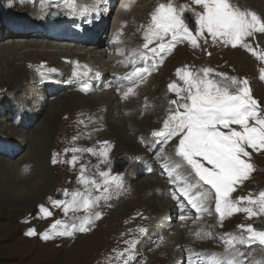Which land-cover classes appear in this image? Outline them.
Segmentation results:
<instances>
[{"label": "bare ground", "instance_id": "bare-ground-1", "mask_svg": "<svg viewBox=\"0 0 264 264\" xmlns=\"http://www.w3.org/2000/svg\"><path fill=\"white\" fill-rule=\"evenodd\" d=\"M31 1L32 0H23V1L14 0V2L22 3V6L30 5ZM94 1L95 0H43L38 6L35 5L34 7L31 8L27 7L28 8L27 13L29 14L28 17H30V19H32L33 22L30 25H26L25 28L39 27V25L36 23L37 19L41 17V13L43 12L47 16L46 11L48 9L57 12L60 11L62 8L80 9L86 5H89ZM145 1H143L142 4ZM246 1H248V3L246 4L247 6L257 9L264 16V0H246ZM9 3H10L9 0H0V11L6 9ZM118 3L119 6L117 7V11H115L113 14L114 18L112 24L115 27L125 22V19L129 20V18L132 15L141 12V9L138 8L132 14L124 13L122 12V10L124 9V5L127 3V0H119ZM9 9L11 8L9 7ZM24 17L27 18V16ZM128 29H129V25L127 27V31ZM124 36H127V34L124 33ZM2 40L3 41L6 40L7 42L2 43ZM0 43H1L0 70L2 71L1 74L3 75L1 77V80L9 83H12L13 81L16 82L15 84L13 83L15 86L12 89L10 90L8 89L5 93H0V135L5 136L8 139V142L14 147L18 148V150L20 151L15 157H10L4 154H0V209L1 210H4L6 208H11L16 210L26 209L27 211H29V209L32 208L33 206L38 205L37 203L41 201V198L43 196L47 195L46 192L49 189L52 180L51 178L53 177L51 176V173L55 168V167H51L50 166L51 164H49L50 158L52 159L55 154V152L54 153L49 152V146L51 145L50 143L51 136L55 134V130L57 127L56 124L58 122L57 119L59 118L58 116L60 111L64 109L66 110V107L69 105L75 104L79 108L81 107L84 109L79 111L77 110L76 112L77 114L75 115V117L72 118V120H70L71 124H69L66 127L67 130L64 131L63 134L58 136L60 138L58 142V144H60L58 150V156L59 159L64 162V164L71 165L72 156L73 155H76L78 157L80 156V159L82 160V162L79 163L80 167L83 165L85 172H87L86 170L88 169L89 172H92L91 159L97 156V154H93L92 152H87V151H77L74 153L71 151V149L92 148L97 150V143L101 133H98V131L97 132L94 131L99 127L100 128L98 130L100 132H102V130L106 131L109 128L108 135H103L102 137L103 139L114 140V138L117 137V142H115L117 144H114L112 146L114 149H116L114 157L116 156V158H118L120 155H123L125 153L138 154L146 151L141 147L142 145L140 141L137 139V136L138 135L144 136L146 133L145 129L147 127L149 128L153 127V124L155 123L154 122L155 119L157 121L161 119V118H157V113H158L157 111H159L158 109L162 107L163 100L166 97V94L163 91H161V94L160 92H158V87L153 91L150 90L153 81H150L148 85L147 82L150 80L152 76H150L149 80L146 83H144L145 86L138 92L137 99L123 104L119 99V95H117L116 93L115 86H113V84L110 83L108 80L110 69L113 66V62L111 60H107L106 58H104L103 55L104 53H106V51L104 50L105 44H102L101 42H98L97 45L93 47L92 46L76 47L64 41L57 42L55 40L52 41L45 39L40 36V33L38 34L22 33V32L13 33L11 31H7V28L4 25H2L0 26ZM33 55L39 57V59L56 61L58 66L63 69L65 75H71V69L72 71H75L77 73V78L75 83L79 84L78 92L73 91L72 90L73 88L71 86L67 87L69 91L65 90L58 93L50 92L48 90L49 87H43L38 85L37 73L35 71L31 72L28 69L29 70L28 73L30 74L27 75L24 69H22L20 66L17 67L14 65V62L16 61H20V62L31 61L32 63L31 58ZM185 55H186L185 49H178L176 54L168 60V62L165 65V68L161 71L160 75L166 74V77H169L167 79V85L175 82L174 79L170 77L174 69V67L172 66L174 65L176 66L181 63H183L184 66V64L186 63V61H184L185 60L184 58H186ZM227 56L234 64L246 65L248 66V68H250V66L254 67L255 60L252 54L246 48H244V52H242L239 49L229 50L227 52ZM4 64H5V68H4ZM25 74H26V78H25ZM20 75L22 76L23 81H26L25 83L22 80L19 81ZM88 81H90L91 83H95L96 92L88 93L83 90V84ZM157 94H159V100L155 98ZM146 95L147 96L150 95L149 100L147 98L143 99L144 97H146ZM180 95H183V93H181ZM177 99H178L177 94L172 92V100H177ZM61 103L63 105H66V107L63 106ZM20 106L31 107L33 111H35V116L34 118H25L23 120V126H21L20 129L17 130L14 127L15 123L13 122V119H15L14 117L16 114L15 108H18ZM102 106L106 107V111H104L103 109L99 110V108ZM91 111H97V112L86 124L85 120L87 118H90L89 114ZM42 114L44 116L42 117L43 119L41 120V122L38 123L36 126H34L32 130L28 131L31 122H33L37 117L41 116ZM24 126L25 128H23ZM13 133L16 134L13 136ZM65 134L67 135L62 138V136ZM100 142L104 144L103 140H100ZM169 144L170 142L168 141L166 147H168ZM25 149H26L25 154L16 160V158L19 157L20 154ZM66 149L69 151H66ZM168 149L172 151L173 148L169 147ZM172 154L175 155L174 152H172ZM262 154L263 153L253 152L251 162L257 157H261ZM125 158L127 159V156ZM131 163L132 161L130 158L126 163H124V167H128ZM93 169H95L94 170L95 172H92L91 174L93 175V177L90 175L92 178H98L100 177L101 172H106L105 165L101 162L95 164ZM111 174H113L112 171ZM138 181L130 180V183H132L131 186H132L133 195L135 196L139 192H144L145 194L144 195L141 194L138 199L137 198L135 199L134 196L129 198L127 197V199L118 203L115 209L113 208L112 202H110V200L107 201L104 200L99 205V207L95 209L100 211L102 213V216L99 220L95 221L94 225H92L91 227V230L86 232L87 235H83V233L76 232L73 236H71L70 240L66 236H54L52 239L49 240H44L42 238L44 240V244H45L44 246L46 247L50 244H53L59 248L69 243L70 244L75 243V247L78 248L79 252L77 251V253L74 254V256H72L71 254L72 256L71 260L73 261H75L74 259L79 260L78 256L83 252L82 254L83 259L81 258L82 259L81 261H83V263L82 262L81 263L89 264V261L87 263V256H88L87 251L92 250L90 249L92 247L95 248L97 245H100V243L105 240V236L108 237L109 240H111V244L109 245L110 247L106 248L107 250H110L111 247L113 246L116 247L117 245L124 243L125 235L128 233L130 229H132L134 225L133 221L128 222V220L131 218L130 214L132 213L129 211L133 209L143 210V208H141L142 207L141 204L146 203V205L148 206L146 210L151 209V211H149V214L150 212L152 213V215H150L151 231L153 232L152 240L156 241L157 239L158 241V239H163L161 243H167V246L165 247L164 250L165 252L169 253V258L173 257L176 254V258H177L176 264H183V262L180 263V259H182V257L184 256L182 251V246L192 244L189 243L191 241V237L187 232L188 226L184 224H179L175 220L176 211L169 197L167 196V187L156 175L150 176V178L147 177L145 179L141 177ZM22 186L27 188L26 190L28 193L27 196L21 194L20 187ZM133 187L136 189V192H134ZM49 195L50 194H48L46 197H48ZM121 205H123L124 207ZM49 210L52 212V218H50L49 224L46 227L45 231H48L50 233L52 232L51 225L56 220L63 221L65 218L73 217L71 223L73 222L79 223L80 218L88 214V212L82 209L83 210L82 213L74 214V212H72L71 210L67 215L63 216L59 214L60 210L58 209V207H55L54 205H50ZM41 214L39 215L38 212V218H41ZM168 222L170 226L169 228L167 226ZM198 222L199 221H197V224L194 225L195 226L194 230L202 227L201 224ZM227 222L228 221L223 223V225L218 229H212V236L215 237V235H220L223 233V231L229 232L230 236L235 234H244V233L232 232L229 229ZM101 224L102 225L105 224V229L102 228L99 229ZM78 234L80 236L79 237L77 236L78 238L74 239V237ZM81 238H83L84 240L78 242V240ZM36 239L35 237L33 239L31 238L30 241L33 242ZM219 239L224 240L225 238L220 236ZM201 242L202 241H200L196 245H202ZM156 243L157 242L154 241L148 242L147 240L143 243V245L140 246V251L149 250L150 248L155 246ZM243 245L245 244H242V246ZM202 249H206V248H202ZM66 250L68 251V249ZM220 251L225 253L222 250ZM90 253L91 254L89 255H92V252ZM98 255H100L102 258L103 251ZM152 256L155 259H158V256L156 254H153ZM261 257H262L261 254L257 253L252 257V259L258 260ZM38 260L39 259H37V262L39 263L40 260L39 261ZM68 262L69 261H64V262L62 261L61 264H68Z\"/></svg>", "mask_w": 264, "mask_h": 264}, {"label": "snow or ice", "instance_id": "snow-or-ice-1", "mask_svg": "<svg viewBox=\"0 0 264 264\" xmlns=\"http://www.w3.org/2000/svg\"><path fill=\"white\" fill-rule=\"evenodd\" d=\"M193 3L203 9L195 13V29L190 27L184 18L186 11L194 12L189 5L177 6L169 0L168 3L159 4L152 13V24L145 34V51L141 52L138 58L145 62V66L135 67L132 72L126 74L125 79L133 86L123 93L124 98L135 94L137 80L143 81L151 71L158 68L165 55L170 53L178 42L188 41L196 48L200 47L201 41L208 43L210 37L213 44L240 46L264 61V52L258 53L247 42L248 38L256 34H264V18L254 11L242 10L230 0H193ZM91 10L97 9L93 7ZM84 11L86 13L89 9L85 8ZM154 41L155 46H151ZM260 71V78L264 79V68ZM177 76L185 86L181 87L176 82L168 85L169 90L176 93L178 99L170 101L174 107L169 109L163 127L154 130L151 135L161 142L177 139L175 155L180 158V162L187 165L190 174L195 177L193 184L182 187L180 191L189 197L188 203L200 212L205 211L209 205L207 193L200 192L199 188L201 185L209 186L214 191L215 212L221 220L240 212H245L250 217L264 214V191L257 197L247 195L233 198V194L255 171L251 162L253 152L264 153V107L252 95L248 79H240L223 72L216 73L212 68H203L200 71L180 68L177 69ZM90 88V81L83 84L85 92ZM181 93L184 95H180ZM103 143L105 147L99 152L92 148H73L71 151H87L107 158L109 142ZM77 159L76 155L72 156L73 165ZM56 162L54 159L53 163ZM104 162L109 163L107 159ZM180 162L175 168L181 166ZM168 167L169 165L165 164V168ZM100 176L103 181L97 183L95 179L84 174V166H81L80 181L84 185L102 189V192L93 197L92 188L71 193L65 190L64 195L70 196L71 199L53 200V205L62 207L65 213L83 208L88 214L80 218L79 223L69 224L56 220L51 225L52 232L45 231L42 234L44 240L54 236L71 237L76 232L86 233L91 230L95 221L102 216L100 211L95 210L101 200L111 199L112 194H118L124 187L120 175H112L111 169L101 172ZM193 187L197 189V196L191 195ZM242 202H246L247 206L242 207ZM39 211L44 216L52 215L44 205L39 206ZM241 228L244 226L241 225ZM141 231L145 232L146 229ZM247 232V238H239L240 244L247 241L249 244L259 242L264 245V230H256L253 225H248ZM36 234L35 229H30L27 233L29 236ZM227 244L231 246L232 240H228ZM134 247L135 244H132L131 248L125 249L128 256L124 264H130ZM234 251L236 255H243L238 249Z\"/></svg>", "mask_w": 264, "mask_h": 264}, {"label": "rangeland", "instance_id": "rangeland-1", "mask_svg": "<svg viewBox=\"0 0 264 264\" xmlns=\"http://www.w3.org/2000/svg\"><path fill=\"white\" fill-rule=\"evenodd\" d=\"M11 1L8 5V7L6 9H4L3 11H0V21H3L4 20V17L6 14H9L11 12H15L14 14H17L19 15L20 13H25L26 15L24 16H27L28 17V11L25 12V9L26 8H23L21 7L22 6V3H19V2H14V0H9ZM242 2H244L245 4L248 3V1L246 0H240ZM14 2V4H13ZM150 0H146L142 5H141V11L142 12H139L138 14H135L136 16L138 15L139 17L140 16H143L144 15V8L149 4ZM9 7L11 9H9ZM13 8V9H12ZM116 16V14H115ZM113 18H114V15H113ZM7 40V39H6ZM6 40H2V43L4 42H7ZM40 40H43V39H40ZM105 42V41H104ZM104 42H101L102 44H104ZM1 45V43H0ZM187 50V49H186ZM188 51V50H187ZM186 58H184L186 61V63H188L190 60H191V66L194 70L196 71H200L202 69V67L204 65L207 64V62H212L213 64H215L217 66V68L219 69H225V70H228L229 67H226L222 64H225V65H229L230 67H235V69L239 72V73H242L244 72V74H246L245 72L246 71H249L248 73L250 74H253L254 73V69L253 67L250 66V69H244L241 65H237V64H234L231 62V60L228 58V56L226 55V53H222V54H215L212 56H209L206 60L203 59L204 55L198 50V49H192V54L186 52ZM32 63L31 61H25V62H20V61H16L14 62V65L17 66V67H21L22 69H24V71L27 73V75L29 74L28 73V67L32 68L31 67V64H34V63H51L53 64L52 67H55L54 65L57 66V62L56 61H51V60H45V59H39V57H36V56H32ZM230 60V61H229ZM219 62V63H218ZM20 64V65H19ZM183 63L181 64H178V65H174L172 67H174L173 71H172V74L170 77H174V74L176 73V69L182 65ZM23 65V66H22ZM173 65V64H172ZM4 68H5V64H4ZM252 68V69H251ZM10 69V68H9ZM55 69V68H54ZM27 70V71H26ZM1 70H0V93H5L8 89H12L15 85V81H13L12 83H9V82H6V81H3L1 80V77L3 76L1 74ZM168 74V73H167ZM6 75V74H5ZM159 75H156L153 77L152 81V85L150 87V90H155L157 87H158V92H160L161 94V91H163L165 94H166V97L165 99L163 100V105L160 109H158L159 111H157V118H161L160 120H156L155 119V123H162L168 116V113H169V109L171 108L168 104V101H167V92H166V86H167V79L169 77H166V74H162L160 75L159 77H157ZM157 77V78H155ZM249 77V75H248ZM25 78H26V74H25ZM155 78V79H154ZM3 79V78H2ZM166 79V80H165ZM259 80H261L260 77H258ZM23 81L22 79V76L20 75L19 76V81ZM165 80V81H164ZM264 81V79H262ZM24 83L26 81H23ZM5 85H4V84ZM7 83V84H6ZM14 83V84H13ZM21 83V82H20ZM250 83V86H251V89H252V94H256L257 96H259L261 99L259 100L261 104H263L264 102V94H263V91H264V88L260 85V83H258L257 80H252L249 82ZM160 87V88H159ZM6 88V89H5ZM149 88V87H148ZM263 90V91H262ZM69 91V90H67ZM69 93V92H67ZM65 93V94H67ZM150 96V95H149ZM155 98H157L159 100V94H157L155 96ZM52 101V100H51ZM62 104V103H61ZM63 105V104H62ZM264 105V104H263ZM66 107V105H63ZM62 106V107H63ZM72 106V108H71ZM84 108H79L78 106H76L75 104H72V105H69L66 107V111L65 109L64 110H61L60 113H59V118L57 119V127H56V130H55V134L53 136H51V145L49 146V152H55L53 158L51 159L50 158V161H49V164H51L50 166L51 167H55L51 173V176H53L51 179V183H50V186H49V189L48 191L46 192L47 195L50 194L48 197L46 196H43L41 198V201L39 203H37L38 205H35L33 206L32 208L29 209V211H27L26 209H23V210H16V209H11V208H6L4 210H1L0 209V264H61V262L63 261H69L68 264H82L83 261H81L83 258V252L82 254H80L78 257H79V260L78 259H74L75 261L71 260V257L74 256V254L77 253V251L79 252L78 248L75 247V243L74 244H67V245H64L62 247H57L53 244H50L48 246H44V240L42 239V234L41 233H44L45 230H46V227L48 226L49 224V221H50V218H52V215L51 216H44L43 214L40 213L39 210V206L40 205H44L45 207H48L50 205H53L52 201L53 200H57V199H66V200H70L71 197L68 196L66 197L64 195V192L65 190H67L69 193L71 192H74V191H80L83 192L85 191L86 188H94V186L92 185H84L79 177H80V171H81V167H80V162H82V160L80 159V156L78 157L77 161L75 162V165H73V163L71 165H68V164H64L63 161H61L59 159V156H58V150H59V146L60 144H58L60 138L58 137L59 135L63 134L64 131L67 130V126L69 124H71V121L72 118L75 117V115L77 114V110H82ZM95 109V108H93ZM102 109V107H101ZM100 110V108H99ZM97 111H91L90 114H89V117L90 118H87L85 120V123L87 124L88 121L96 114ZM67 113V114H66ZM44 115L42 114L41 116L37 117L33 122H31V125L30 127L28 128V131L32 130L34 128V126H36L38 123L41 122V120L43 119ZM156 118V117H155ZM164 118V119H162ZM153 122V123H154ZM65 123V124H64ZM153 124V127H151L153 130H158L160 129V125L158 124ZM60 124V125H59ZM15 125V124H14ZM55 125V124H54ZM23 126V125H22ZM17 130L20 129V127L18 126H14ZM59 127V128H58ZM63 127V128H62ZM25 128V126L23 127ZM100 128V127H99ZM102 129V128H101ZM99 131L98 129L94 132H97ZM108 131H109V128L104 131L102 130L101 134H100V137L102 138L103 135H108ZM146 133L145 134H149L151 137V129L149 127H147L145 129ZM151 132V133H150ZM58 133V134H57ZM16 133H13V136L15 135ZM67 134L63 135V137H65ZM137 139L139 140V135L137 136ZM57 140V141H56ZM114 141L117 142V137L114 138ZM56 142V143H55ZM138 142V141H137ZM178 143L177 139L176 138H173V140H171V147L173 148V151L175 152V145ZM109 145L107 146L108 147V151L110 152V154L114 155L115 154V151L116 149H114L112 146L114 144H117V143H108ZM174 145V146H172ZM100 147V148H98ZM105 145L101 146V145H98L97 144V152H99L100 150L102 151L104 149ZM55 148H56V151H55ZM112 150V152H111ZM145 150V149H144ZM25 150H23V152L20 154L19 157L16 158V160L18 158H20L21 156H23L25 154ZM146 152V151H144ZM170 151H168L169 153ZM142 154H145V153H142ZM51 155V153H50ZM131 153H125L123 155H120L118 157V161L121 162V163H126L128 160V158L126 159L125 157H130ZM49 156V155H48ZM264 156V153L262 154L261 157ZM108 158H105V157H102L100 155L97 154V156H95L94 158L91 159V169H92V172H95L93 169V167L95 166V164H98V163H103L105 165V171L107 172L109 169H110V165L111 164V161H112V158L111 156L108 154L107 156ZM107 159L109 161V163H104V160ZM14 159V158H13ZM56 160V161H59V162H56V163H53V160ZM102 159V160H101ZM111 159V160H110ZM15 160V159H14ZM15 160V161H16ZM103 161V162H102ZM259 165H264V159H262L261 161H259L258 163ZM55 165V166H53ZM61 166V167H60ZM185 166V165H184ZM186 167V166H185ZM187 169V172H190V170L188 169V167H186ZM87 172H85V169H84V174L90 178L93 177L92 172H89V169L86 170ZM119 171H122V170H119ZM65 173V174H64ZM257 176L256 174L252 173L251 176L249 177L248 180H246L244 182V186L241 185L239 187V189L237 190L236 193L233 194V198H236L238 196H243L245 195L246 192H249L252 187L254 186V184L256 183V179L258 181V183L260 184V187L261 190L264 191V170H261L260 173L257 172ZM57 174V175H56ZM59 174V175H58ZM92 177H91V176ZM190 175V174H189ZM188 175V176H189ZM60 177V178H58ZM191 177V176H190ZM193 177V175H192ZM144 179L147 178V177H143ZM150 178V177H149ZM195 178V177H193ZM59 179V180H58ZM63 179V181H62ZM66 179V180H65ZM96 180L97 183H102L101 181H103V178L100 176L98 178H93ZM140 179V178H139ZM139 179H137L136 181H138ZM249 181V182H248ZM64 182V183H63ZM69 182V183H68ZM139 182V181H138ZM77 183V184H76ZM81 183V184H80ZM63 184V185H62ZM72 184V185H71ZM253 184V185H251ZM76 185V186H75ZM80 185V186H79ZM31 186V185H30ZM66 186V187H65ZM205 187H207L209 190H205L204 193H207V203L208 205L210 206L209 209V212L208 214L206 215L205 217V221L203 223V221H199L200 224H201V228H198V229H203V232L200 233V232H197L198 229L194 230L195 226L197 223V221H193L189 224H187L188 226V233L191 237V241L189 243H192L193 245H196L197 243H199L200 241L202 245H196L199 249H202V248H206V249H209V248H214V249H222V250H228L226 247H224L225 245V242H223V240L219 239V237H223V238H229V237H234V240L235 241H239V236L241 234H235V235H231L229 234V232H226V231H223V235L220 234V235H215V237L212 236V229H218L220 228L223 223H225L226 221H228V226H229V229L234 232H238L239 230H247V226L250 225V222L252 219L254 218H260L262 221H263V224H264V214H261L259 216H254V217H251L250 221L247 223V224H244L243 223V226L244 228H241V226H239L238 228L237 227V221L235 219H232V217L235 216V213L231 216H226L223 220L220 219L219 215H217V213L215 212V196H214V191L211 190L209 188V186L207 185H203ZM32 187V186H31ZM71 187V189H70ZM78 187V188H77ZM250 187V188H249ZM85 188V189H84ZM245 188V189H244ZM74 189V190H73ZM134 189V192H136V189L133 187ZM241 189V190H240ZM248 189V190H247ZM27 188L25 187H20V192L21 194H23L24 196H27L28 193H27ZM245 190V191H244ZM51 191V193H50ZM199 191H201V188H199ZM202 192V191H201ZM94 190H92V196L94 197ZM123 193L122 192V189L120 190V194ZM144 195L145 193L144 192H139L137 195H130L128 196L129 197H132L134 196L135 199L139 198L140 195ZM211 194V195H210ZM58 198H56V197ZM53 197V198H52ZM56 198V199H54ZM123 199V200H122ZM121 199V202L124 201L125 199H127V197H124ZM134 199V200H135ZM43 200V201H42ZM50 200V202H49ZM149 200V199H148ZM210 201H212V203H210ZM49 202V203H48ZM123 206V205H121ZM141 208L142 209H133V210H130L129 212H132L130 214V217L134 220H136V223H137V226L135 227L134 229V232H140L142 228H140L141 224L143 223V219L142 218H137V217H140V214L143 213V211L145 210L146 211V208L148 207L146 205V203H142L141 204ZM124 207V206H123ZM61 208V209H60ZM37 212H36V210ZM58 209L60 210L58 213L61 214V215H67L70 211H68L67 213H65L63 211V208L62 207H58ZM83 208H79L78 210L76 211H72L74 213H82ZM125 209V208H124ZM32 210V211H31ZM14 211V212H13ZM32 213H31V212ZM147 211H151V209H147ZM29 212V213H28ZM34 212V213H33ZM36 212V213H35ZM38 212H39V215L41 214V218H38ZM63 212V213H61ZM31 213V214H30ZM15 214V215H14ZM133 214V216H132ZM137 214V215H136ZM145 215H143V217L145 219H147V215H152V213L150 212V214H147V213H144ZM36 216V217H33V216ZM43 215V216H42ZM136 216V217H135ZM42 219V220H41ZM14 220V221H13ZM17 220V222H16ZM36 220V221H35ZM44 220V221H43ZM121 220V219H120ZM212 220V221H211ZM13 221V222H11ZM31 221V222H30ZM36 224H35V222ZM123 221V220H122ZM12 223V224H11ZM17 223V224H16ZM31 223V224H30ZM196 223V224H195ZM10 226H9V225ZM26 224V225H25ZM44 224V225H42ZM46 224V225H45ZM15 225V226H14ZM31 225V226H30ZM203 225H204V228H203ZM218 225V226H217ZM24 226V227H23ZM213 226H215L216 228H212ZM7 227V228H6ZM26 228V229H25ZM37 228V229H36ZM102 228V229H105V224H101V226L99 227V229ZM3 229V230H2ZM21 229V230H20ZM30 229H35L36 231V235L33 236L31 235V237H29V235H27L28 231ZM264 230V228L262 229ZM8 231V232H7ZM17 231V232H16ZM133 231L131 232V234L134 233ZM243 233V232H241ZM225 234V235H224ZM19 235V236H18ZM21 235V236H20ZM39 235V236H38ZM83 235H87V233H83ZM80 236L79 234L76 235L74 237V239H77L78 237ZM22 237V239H21ZM35 237V241H30V239L34 238ZM4 239V240H3ZM27 239V240H26ZM82 240H84L83 238L79 239L78 242H81ZM126 241V239H124V242ZM133 241V239L131 240V242ZM31 242V244H30ZM42 242V243H40ZM12 244V245H11ZM21 244V245H20ZM36 244V245H35ZM111 244V240H109L108 237L105 236V240L103 242L100 243V245H97L95 248L92 247L90 249V251H87L88 253V256H87V263L89 261V264H92L93 262L95 263V261H98L100 254L102 251H103V257L100 259V261H98L97 264H109L113 259L114 257H117L118 259L121 257L123 251H124V255L123 257H125L128 253L125 252V249L126 247L128 246V244L123 248L121 249V251H119L120 249V246L117 245L116 247H114L112 250H107L106 248L110 247L109 245ZM245 246H250L247 245V243L245 242L244 243ZM24 245V246H23ZM27 246V247H26ZM32 248H30V247ZM73 247V248H72ZM23 248V249H22ZM41 248V249H40ZM72 248V249H71ZM128 248H131L128 247ZM127 248V249H128ZM135 248V247H134ZM132 248V249H134ZM21 249V250H20ZM25 249V250H24ZM68 249V251L66 250ZM101 249V250H100ZM107 250V251H105ZM204 250V249H202ZM71 251V252H70ZM86 251V250H85ZM100 251V252H99ZM118 251V253H117ZM55 252V253H54ZM74 252V253H73ZM90 252H92V255H89L91 254ZM111 252V253H110ZM26 254V255H25ZM36 254V255H35ZM55 254V255H54ZM72 254V256H71ZM113 254V255H112ZM47 255V257H46ZM98 255V256H97ZM110 255V256H109ZM119 255V256H118ZM34 256V258H33ZM41 256V257H40ZM96 256V257H95ZM20 257V258H19ZM37 257V258H36ZM43 257V258H42ZM109 257V258H108ZM46 258V259H45ZM82 258V259H81ZM154 258V257H153ZM37 259H39V263L37 262ZM45 259V260H43ZM155 259V258H154ZM262 259V257L260 258ZM156 261L159 260L158 259H155ZM91 261V262H90ZM93 261V262H92ZM82 262V263H81ZM109 262V263H108ZM165 262V261H164ZM163 262V263H164ZM93 263V264H94ZM111 264H117V262H112Z\"/></svg>", "mask_w": 264, "mask_h": 264}]
</instances>
